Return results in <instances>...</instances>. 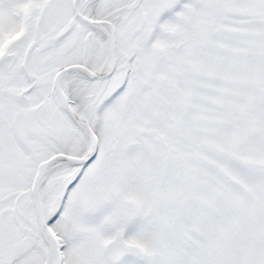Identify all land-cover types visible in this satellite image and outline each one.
Returning a JSON list of instances; mask_svg holds the SVG:
<instances>
[{"label":"snow or ice","instance_id":"6c2138e0","mask_svg":"<svg viewBox=\"0 0 264 264\" xmlns=\"http://www.w3.org/2000/svg\"><path fill=\"white\" fill-rule=\"evenodd\" d=\"M0 264H264V0H0Z\"/></svg>","mask_w":264,"mask_h":264}]
</instances>
